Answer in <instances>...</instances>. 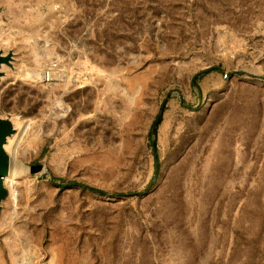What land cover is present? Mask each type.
Returning <instances> with one entry per match:
<instances>
[{"label":"rangeland","instance_id":"374dc122","mask_svg":"<svg viewBox=\"0 0 264 264\" xmlns=\"http://www.w3.org/2000/svg\"><path fill=\"white\" fill-rule=\"evenodd\" d=\"M10 16L0 116L44 170L16 199L5 186L2 264H264V0H22Z\"/></svg>","mask_w":264,"mask_h":264},{"label":"water","instance_id":"95a60500","mask_svg":"<svg viewBox=\"0 0 264 264\" xmlns=\"http://www.w3.org/2000/svg\"><path fill=\"white\" fill-rule=\"evenodd\" d=\"M22 4V0H0V40L10 31L8 22L10 21V14ZM15 63L14 53L11 50L6 51L0 48V85L7 76L8 69H13ZM31 79L39 80L40 82L48 81V73L42 71L40 73H33L30 75ZM18 117L10 114L0 116V214L2 211V203L8 196V190L5 187V179L10 173V160L6 151V146L19 134ZM160 122V118L157 123ZM156 148V143H153ZM32 174L41 173L44 168L41 165L30 167ZM45 176V174L43 175Z\"/></svg>","mask_w":264,"mask_h":264},{"label":"bare ground","instance_id":"6f19581e","mask_svg":"<svg viewBox=\"0 0 264 264\" xmlns=\"http://www.w3.org/2000/svg\"><path fill=\"white\" fill-rule=\"evenodd\" d=\"M5 41V40H4ZM6 42V41H5ZM2 43V42H1ZM7 44V43H5ZM51 74L49 75V79H51ZM17 144H10V146H6V151L9 155L10 160V173L5 179V186L9 188L13 199L17 197V191L15 189L16 185L18 184L19 179L23 178V176L29 173L30 168L27 167L17 155Z\"/></svg>","mask_w":264,"mask_h":264},{"label":"trees","instance_id":"16d2710c","mask_svg":"<svg viewBox=\"0 0 264 264\" xmlns=\"http://www.w3.org/2000/svg\"><path fill=\"white\" fill-rule=\"evenodd\" d=\"M206 74H208V73L205 72V73H202V74H199V75L195 76V78H194V84L195 85H198V82L201 81V79ZM155 132H156V128H155V125H153L152 132H151V136H154L155 135ZM154 152H155V158H157V151L155 150ZM52 183L54 185L60 187V188H62V187L63 188H66V187H68V188H80V189H85V190H89V191H92V192H96V193H101L102 194V192H100L99 190H97L95 188H92L90 186L84 185V184L70 183V184H67V185H62V184L61 185H57L55 180H53Z\"/></svg>","mask_w":264,"mask_h":264},{"label":"crops","instance_id":"0c3cea01","mask_svg":"<svg viewBox=\"0 0 264 264\" xmlns=\"http://www.w3.org/2000/svg\"><path fill=\"white\" fill-rule=\"evenodd\" d=\"M0 264H2V263H1V260H0Z\"/></svg>","mask_w":264,"mask_h":264}]
</instances>
